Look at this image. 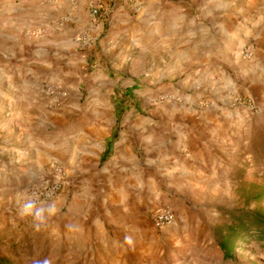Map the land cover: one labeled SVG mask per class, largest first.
Masks as SVG:
<instances>
[{
  "label": "crops",
  "instance_id": "crops-1",
  "mask_svg": "<svg viewBox=\"0 0 264 264\" xmlns=\"http://www.w3.org/2000/svg\"><path fill=\"white\" fill-rule=\"evenodd\" d=\"M141 1L142 10L135 15L129 0H41L31 24L19 21L26 16L25 2L16 4L15 12L21 13L18 30L33 29L38 35L27 75L43 72L46 79H63L69 95L102 81L98 97L83 107L74 98L66 99L56 118L66 128V134L57 132L56 140L65 144L58 149L66 154L68 175L55 203L62 207L72 195L67 211L71 225L80 220L86 226L84 219L95 212L109 216L103 224L97 219L103 226L124 222L136 228L152 222L150 212L166 206L185 182L192 187L195 154L187 161L168 148L170 134L180 129L178 140L198 149L194 137L199 124H210L211 115L231 105L235 76H248L249 60L264 48V13L244 27L247 34L239 39L228 25L230 14L222 0ZM93 8L99 9L98 16L92 15ZM236 45L244 47L234 53ZM247 51H253L252 59ZM157 57L164 66H155ZM123 76L132 83L120 85ZM142 94L148 97L140 105L135 96ZM122 95L131 101L127 114L134 122H125L126 116L119 121L123 107L117 96ZM170 95L178 101H155ZM202 97L216 105L213 113L201 107ZM34 102L30 109L38 106ZM155 104L161 111L155 114L158 120L142 119L143 109ZM45 115L39 109L21 116L28 133L21 144L27 154L40 151L36 136ZM80 174L85 177L76 180Z\"/></svg>",
  "mask_w": 264,
  "mask_h": 264
},
{
  "label": "rangeland",
  "instance_id": "rangeland-1",
  "mask_svg": "<svg viewBox=\"0 0 264 264\" xmlns=\"http://www.w3.org/2000/svg\"><path fill=\"white\" fill-rule=\"evenodd\" d=\"M19 1L25 2L27 10L19 21L31 24L34 14L40 10L37 4L41 0H0V264H43L45 259L51 264H226L219 241L227 228L233 226L232 214L264 216V48H260L253 59V51H247L246 56L252 59L248 62L251 68L248 76L241 73L235 76L232 103L226 106L224 113L211 115L216 105L202 97L201 107L210 109L212 122L199 124L198 135L194 137L196 143L199 142L198 149L178 140L180 129L170 134L168 148L183 154L187 161L195 154L191 166L192 187L185 182L182 188L173 191L171 201L166 204L176 214L173 225L158 229L149 221L136 228L124 222H109L103 226L109 216L95 212L84 219L86 226L80 220L77 225H71L67 215L72 201L70 195L64 205L58 207L56 215L36 231L32 218L19 214L20 205L31 199L33 190L54 166L62 167L66 177L68 175L66 154L58 149L63 142L56 140L57 132L66 134V128H60L56 118L69 99L74 98L83 107L98 97L96 90L100 89L102 81L86 84L80 92L69 95L63 79H46L43 72H39L40 76L27 75L30 67L26 66L31 64L30 54L38 35L33 29L18 30L17 15L21 13H16L15 9ZM222 1L230 14L228 25L239 33V39L247 34L244 27L257 23L264 13V0ZM243 47L236 45L232 52ZM244 62L240 60L242 68ZM164 65L159 57L155 59L156 67ZM123 78L120 85L126 87L132 83L127 76ZM137 96L135 99L140 105L148 97ZM161 97L155 100L157 104L178 101L171 95ZM31 99L37 100L34 103L38 106L30 109ZM117 99L123 107L119 112L120 123L124 116L128 119L125 122L136 121L127 114L131 101L124 95ZM156 108L155 104L143 109L142 119L157 121L155 114L161 111ZM39 109L46 114L38 124L40 137L36 136L40 151L27 154V146L21 144L28 134L21 116L28 111L39 112ZM113 118L116 122V112ZM116 137L114 134L111 138ZM53 145L58 150L51 149ZM137 146L140 153L145 154L143 144ZM83 177L80 174L76 180ZM63 192L64 189L53 202ZM97 219L102 220V224L97 223ZM126 237L131 238V244ZM247 238L249 244L242 245L230 264H264L263 242L256 235L249 234Z\"/></svg>",
  "mask_w": 264,
  "mask_h": 264
},
{
  "label": "built area",
  "instance_id": "built-area-1",
  "mask_svg": "<svg viewBox=\"0 0 264 264\" xmlns=\"http://www.w3.org/2000/svg\"><path fill=\"white\" fill-rule=\"evenodd\" d=\"M133 14L138 15L142 10L141 0H129ZM99 9L93 8L92 15L98 16ZM249 53V52H248ZM66 172L60 166H54L51 172L43 178L40 186L33 190L31 199H34L38 205L53 202L64 189L66 184ZM150 219L155 227L162 229L171 226L176 221V214L169 206L153 210L150 212Z\"/></svg>",
  "mask_w": 264,
  "mask_h": 264
},
{
  "label": "trees",
  "instance_id": "trees-1",
  "mask_svg": "<svg viewBox=\"0 0 264 264\" xmlns=\"http://www.w3.org/2000/svg\"><path fill=\"white\" fill-rule=\"evenodd\" d=\"M232 215L233 226L227 228L226 234L223 233L219 241L226 264H230L229 261L235 259L243 244H249L247 242L249 234L256 235L257 239L263 242L261 245L264 248V216L260 213H254L248 217Z\"/></svg>",
  "mask_w": 264,
  "mask_h": 264
},
{
  "label": "clouds",
  "instance_id": "clouds-1",
  "mask_svg": "<svg viewBox=\"0 0 264 264\" xmlns=\"http://www.w3.org/2000/svg\"><path fill=\"white\" fill-rule=\"evenodd\" d=\"M58 208L55 202L44 205H38L34 199H28L20 205V215L22 217L30 216L32 218V227L36 231H40L42 226L46 225L51 217L56 215ZM127 243L131 244V238L126 237ZM43 264H51L49 259H45Z\"/></svg>",
  "mask_w": 264,
  "mask_h": 264
}]
</instances>
